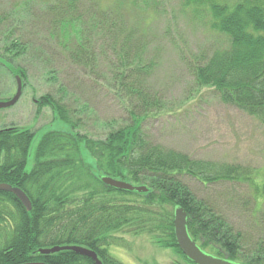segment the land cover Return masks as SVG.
Returning <instances> with one entry per match:
<instances>
[{"label":"trees","instance_id":"16d2710c","mask_svg":"<svg viewBox=\"0 0 264 264\" xmlns=\"http://www.w3.org/2000/svg\"><path fill=\"white\" fill-rule=\"evenodd\" d=\"M38 1L29 0L41 6L39 13L31 12V4L25 0L9 13L0 14L2 66L26 58L39 66L45 64L47 60L36 55H41L43 48L57 58L65 56L72 66L86 65L90 34L87 27L78 29L83 21L79 1ZM218 1L187 0L189 5L208 6L210 27L230 39L226 49L216 51L197 69L198 82L215 88L225 104L264 125V0ZM107 31L91 32L104 35ZM134 37L133 31L119 40L114 37L121 41L124 57L109 81V87L130 105L127 125L94 139L82 132L64 102L47 94L39 100L38 112L49 108L66 129L41 138L30 170L35 132L17 127L0 130V184L22 190L32 204L28 212L14 194L0 192V264H95L70 251L49 256L39 253L56 247H83L95 252L102 264H120L111 250L124 242L116 236L122 232L146 233L182 255L174 230L177 208L186 211L188 232L203 251L238 262L241 244L259 238L255 247L264 254V234L249 241L241 232L234 233L214 205L198 198L185 182L195 180L203 187L248 185L254 193L244 197V205L253 203L248 208L253 220L250 226L259 228L262 203L258 200L261 197L264 201V184L255 179L254 171L194 160L155 144L145 133L144 123L152 114L146 87L151 67L132 59ZM35 48H39L38 53L33 52ZM8 68L28 83L26 69ZM104 177L146 187L148 192L116 190L103 183Z\"/></svg>","mask_w":264,"mask_h":264},{"label":"rangeland","instance_id":"374dc122","mask_svg":"<svg viewBox=\"0 0 264 264\" xmlns=\"http://www.w3.org/2000/svg\"><path fill=\"white\" fill-rule=\"evenodd\" d=\"M78 1L83 19L78 29L87 27L85 30L90 34L86 65L72 66L65 56L57 58L46 48L41 55L36 54L47 60L40 66L26 58L11 66L3 63L4 67L0 60V102L11 100L17 93L16 76L8 67L20 66L29 75L28 83L23 82L19 102L0 110V130L17 127L35 132L28 170L33 167L41 138L51 131L66 129L49 108L38 112V102L47 94L64 102L73 111L82 132L94 139L105 138L112 129L129 123L130 105L109 87V81L123 64L121 58L124 57L121 41L116 42L114 37L119 40L133 31L132 59L135 58L136 64L151 67L146 87L152 114L144 123V131L152 142L194 160L251 169L255 179L264 184V125L225 104L215 88L204 87L197 79L201 64L230 43L229 36L210 27L208 6L189 5L187 0ZM24 2L0 0V14H7L14 5ZM30 4L31 12L43 10L38 3ZM23 27L30 28L26 24ZM101 28L108 31L104 35L91 32ZM37 51L39 48L33 52ZM53 72L56 73L51 75ZM50 77L56 80H49ZM185 182L198 198L214 205L234 233L241 232L249 241L264 234L261 197L258 200L262 203L259 228L250 226L253 220L248 216V208L253 203L244 205V197H251L254 192L248 185L222 183L203 187L195 180L186 179ZM116 236L124 241L119 248L111 250L120 264H175L181 260L174 248L146 233L122 232ZM259 240L241 244L239 261L233 263L264 264L263 252L255 247Z\"/></svg>","mask_w":264,"mask_h":264},{"label":"water","instance_id":"95a60500","mask_svg":"<svg viewBox=\"0 0 264 264\" xmlns=\"http://www.w3.org/2000/svg\"><path fill=\"white\" fill-rule=\"evenodd\" d=\"M18 83L16 95L7 102H0V110H6L15 106L23 94V81L20 76H16ZM105 185L120 191L137 192V193H147L148 189L146 187H136L132 184L126 183L124 181L116 180L110 177L102 178ZM0 192L12 193L14 194L20 202L24 205L28 212L32 210V204L28 196L20 189L13 188L10 185L0 184ZM174 230L177 245L181 252L186 256V258L194 264H234L231 261L222 258H216L205 253L199 245L191 238L188 232V215L183 208H177L175 210L174 219ZM62 251H70L79 254L83 257L90 258L95 264H102L99 260L98 255L85 249L83 247H56L48 250H41L39 253L44 256H49ZM31 264H43V263H31Z\"/></svg>","mask_w":264,"mask_h":264},{"label":"flooded vegetation","instance_id":"af4514ba","mask_svg":"<svg viewBox=\"0 0 264 264\" xmlns=\"http://www.w3.org/2000/svg\"><path fill=\"white\" fill-rule=\"evenodd\" d=\"M205 253H207V254H209V255H211V256H214V257H216V258H222V257H218V256H216L215 254H213V253H210V252H206V251H204ZM179 257H180V259L181 260H178L177 261V263H175V264H193L191 261H189L187 258H186V256L182 253V255H178ZM100 260V259H99Z\"/></svg>","mask_w":264,"mask_h":264}]
</instances>
